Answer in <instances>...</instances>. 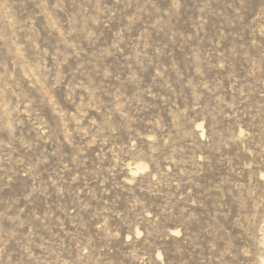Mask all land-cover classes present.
<instances>
[{"label":"rangeland","instance_id":"obj_1","mask_svg":"<svg viewBox=\"0 0 264 264\" xmlns=\"http://www.w3.org/2000/svg\"><path fill=\"white\" fill-rule=\"evenodd\" d=\"M0 264H264V0H0Z\"/></svg>","mask_w":264,"mask_h":264}]
</instances>
